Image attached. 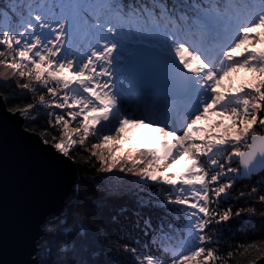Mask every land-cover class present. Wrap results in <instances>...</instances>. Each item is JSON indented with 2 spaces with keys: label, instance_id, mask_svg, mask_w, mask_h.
<instances>
[{
  "label": "snow or ice",
  "instance_id": "1",
  "mask_svg": "<svg viewBox=\"0 0 264 264\" xmlns=\"http://www.w3.org/2000/svg\"><path fill=\"white\" fill-rule=\"evenodd\" d=\"M6 146L31 180L8 240ZM237 255L264 260V0H0V264Z\"/></svg>",
  "mask_w": 264,
  "mask_h": 264
},
{
  "label": "water",
  "instance_id": "2",
  "mask_svg": "<svg viewBox=\"0 0 264 264\" xmlns=\"http://www.w3.org/2000/svg\"><path fill=\"white\" fill-rule=\"evenodd\" d=\"M31 180L16 161L10 146H6L3 157L2 210L5 238H10L15 220L25 198L30 194ZM257 264H264L260 260Z\"/></svg>",
  "mask_w": 264,
  "mask_h": 264
},
{
  "label": "rangeland",
  "instance_id": "3",
  "mask_svg": "<svg viewBox=\"0 0 264 264\" xmlns=\"http://www.w3.org/2000/svg\"><path fill=\"white\" fill-rule=\"evenodd\" d=\"M250 76H251L250 73H247L242 70L236 77L237 85H239L242 82H245L247 79L250 78ZM218 119H220V117L210 114L209 119L205 121L204 123L205 125H209ZM225 123H227V121H225ZM123 131H124V136L131 138L132 140L144 139L146 135L149 133H151V136L153 139L157 138V133L153 129L144 128L140 125H126L125 130ZM108 143H111V142H108ZM188 163H190V161L183 160L180 162V165L178 166L183 168V167H186Z\"/></svg>",
  "mask_w": 264,
  "mask_h": 264
},
{
  "label": "trees",
  "instance_id": "4",
  "mask_svg": "<svg viewBox=\"0 0 264 264\" xmlns=\"http://www.w3.org/2000/svg\"><path fill=\"white\" fill-rule=\"evenodd\" d=\"M242 227V226H234L232 233H226L225 237L230 242L235 244L236 242H245L247 240H251L256 238L258 235H260V229L257 227L256 230L248 229L246 232L236 231L235 228ZM221 251H226L225 249H221ZM229 264H246V259L244 257H241L237 255L233 260L229 261Z\"/></svg>",
  "mask_w": 264,
  "mask_h": 264
}]
</instances>
